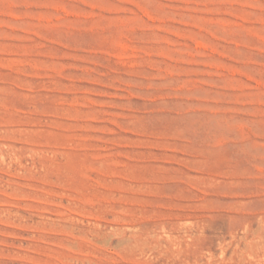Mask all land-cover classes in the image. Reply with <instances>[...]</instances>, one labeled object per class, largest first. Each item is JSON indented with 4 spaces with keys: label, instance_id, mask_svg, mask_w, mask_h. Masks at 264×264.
Returning a JSON list of instances; mask_svg holds the SVG:
<instances>
[{
    "label": "rangeland",
    "instance_id": "1",
    "mask_svg": "<svg viewBox=\"0 0 264 264\" xmlns=\"http://www.w3.org/2000/svg\"><path fill=\"white\" fill-rule=\"evenodd\" d=\"M0 264H264V0H0Z\"/></svg>",
    "mask_w": 264,
    "mask_h": 264
}]
</instances>
